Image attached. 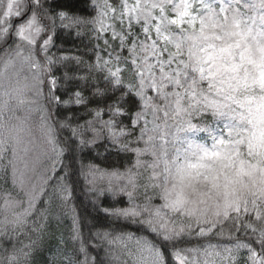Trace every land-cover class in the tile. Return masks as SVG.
I'll list each match as a JSON object with an SVG mask.
<instances>
[{
  "label": "snow or ice",
  "instance_id": "snow-or-ice-1",
  "mask_svg": "<svg viewBox=\"0 0 264 264\" xmlns=\"http://www.w3.org/2000/svg\"><path fill=\"white\" fill-rule=\"evenodd\" d=\"M88 2L0 0V264H264V0Z\"/></svg>",
  "mask_w": 264,
  "mask_h": 264
},
{
  "label": "trees",
  "instance_id": "trees-1",
  "mask_svg": "<svg viewBox=\"0 0 264 264\" xmlns=\"http://www.w3.org/2000/svg\"><path fill=\"white\" fill-rule=\"evenodd\" d=\"M57 4L61 7H71L75 9L77 12L82 14H88L91 12V7L89 5L88 0H56ZM55 39V46L52 48V52H55L57 55L60 53L57 51V49H60L61 51H69V50H78L75 51L74 54L76 55H83L88 51L87 48H85V44L91 43L90 36L85 32L84 35L77 37L74 34H69L68 32H64L62 30H58V35ZM87 58V56H85ZM64 135H67V133H64ZM86 160H95V162L100 163L101 160L95 159L94 153H87L85 156ZM112 160H116L117 163H119V160L116 157H112ZM111 162V161H109ZM100 224H106L107 221L103 219L101 216ZM65 226L70 225V221L66 220L64 222ZM132 231H135V228L132 229ZM23 243H28V238L21 237L20 238ZM32 239H36L35 235L32 236ZM54 243L53 240L48 239V237H45V240L43 242V251L41 253H38L33 258V264H47V257H48V248L52 246ZM7 247V245H5ZM19 246V245H18ZM91 251V249H90ZM93 255H96V252L93 251ZM104 258V254L101 251L100 257ZM123 259L128 261V264H131L129 261L130 259L128 257H122Z\"/></svg>",
  "mask_w": 264,
  "mask_h": 264
},
{
  "label": "rangeland",
  "instance_id": "rangeland-1",
  "mask_svg": "<svg viewBox=\"0 0 264 264\" xmlns=\"http://www.w3.org/2000/svg\"><path fill=\"white\" fill-rule=\"evenodd\" d=\"M91 43H95L94 40H91ZM102 43V42H101ZM17 115L22 119L26 116V113L23 110H19ZM40 113H32L28 118L25 127H31V138L38 140L40 137V132L38 128ZM35 153H29L26 156H23V159L19 161L18 167L25 172L26 176L32 179H35L46 167V160L41 158L39 161L35 159ZM27 164V169L25 168ZM15 195V192L13 193ZM131 262V260H129ZM59 264V261L57 262Z\"/></svg>",
  "mask_w": 264,
  "mask_h": 264
}]
</instances>
